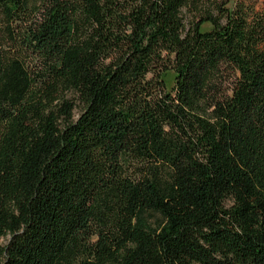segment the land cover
<instances>
[{"label": "trees", "instance_id": "obj_1", "mask_svg": "<svg viewBox=\"0 0 264 264\" xmlns=\"http://www.w3.org/2000/svg\"><path fill=\"white\" fill-rule=\"evenodd\" d=\"M0 264H264V8L0 0Z\"/></svg>", "mask_w": 264, "mask_h": 264}, {"label": "rangeland", "instance_id": "obj_2", "mask_svg": "<svg viewBox=\"0 0 264 264\" xmlns=\"http://www.w3.org/2000/svg\"><path fill=\"white\" fill-rule=\"evenodd\" d=\"M253 1H255V2L257 3L258 7H260V8H264V0H253ZM172 81H173V79H172V75H171V74H169V75H167V76L165 77V82H166V85H167V89H168V90H169L170 87L172 86ZM1 242H2L3 244H5V243H6V240L4 239V240H2Z\"/></svg>", "mask_w": 264, "mask_h": 264}]
</instances>
